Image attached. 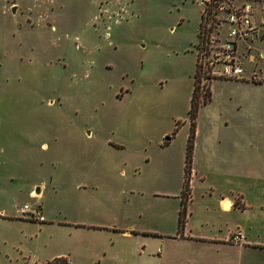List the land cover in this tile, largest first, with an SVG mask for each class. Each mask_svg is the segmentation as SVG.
<instances>
[{
    "label": "rangeland",
    "instance_id": "374dc122",
    "mask_svg": "<svg viewBox=\"0 0 264 264\" xmlns=\"http://www.w3.org/2000/svg\"><path fill=\"white\" fill-rule=\"evenodd\" d=\"M199 24L194 0H0V264H130L115 250L136 264H240L217 243L174 240ZM254 47L239 82L197 75L198 98L211 96L194 120L196 159L210 147L207 183L238 185L247 209L221 213L195 182L193 230L264 234V39ZM122 227L154 247L133 253Z\"/></svg>",
    "mask_w": 264,
    "mask_h": 264
},
{
    "label": "built area",
    "instance_id": "2783aa9c",
    "mask_svg": "<svg viewBox=\"0 0 264 264\" xmlns=\"http://www.w3.org/2000/svg\"><path fill=\"white\" fill-rule=\"evenodd\" d=\"M200 9V24L197 34L196 67L200 77L213 75L215 79L239 80L244 75L245 56L251 53L254 44L264 39V18L254 23L256 6L264 11V0H194ZM261 32L258 39V33ZM261 56H264L262 52ZM247 64H252L247 60ZM211 79V78H210ZM22 214L41 223L39 207L23 206ZM243 240L239 230L231 233L229 242L240 244Z\"/></svg>",
    "mask_w": 264,
    "mask_h": 264
},
{
    "label": "crops",
    "instance_id": "0c3cea01",
    "mask_svg": "<svg viewBox=\"0 0 264 264\" xmlns=\"http://www.w3.org/2000/svg\"><path fill=\"white\" fill-rule=\"evenodd\" d=\"M225 82H229V81H225ZM234 82H239V81H234ZM240 82H251L256 85L261 84V82H252V81H240ZM237 143L243 144L242 139H240V141H237ZM193 151L194 152H192L190 186L193 187L194 183L198 182L203 185L204 193H207V194L209 193L210 196L211 194H215V196L217 197V206L221 213L229 214L234 211L244 212L247 209L245 208V205H244L245 195L239 189L238 185L235 190H233L232 192H229V194L227 192L226 194L224 192H218V191L215 193L214 191L215 188H213L212 184L207 183V177L211 174L208 171L203 170L201 161H209V157L213 153L212 149H210L209 147V150H204L205 153L208 151L207 156H203L202 158H199V159H196L198 158L197 148L194 150V147H193ZM219 161L220 163H222L220 159ZM239 162H240L241 169L236 174V177L234 179L237 183L243 182V180L245 179L244 165H245V162H247V159H244L243 156H240ZM228 179L229 181H231V178L228 177ZM179 201H180V196H179ZM188 201H189L188 203L192 202L191 187H190V196H189ZM225 202H227L228 204V208L226 210H224L222 207V204ZM259 209L260 211L261 210L264 211V204H260ZM208 216L211 217L210 214ZM217 227L218 226L213 221V224L211 225H208V224L200 225L197 230H193L191 226L187 223V221H185L182 231L176 233L174 236L175 243H177L179 247L181 248L184 247V245L186 244L194 243L193 241L199 242V243L203 241L210 242V243H217L220 247L224 248V250L226 251L229 250L230 254L234 251L236 256H238L240 259L239 261L240 264H264V234L260 236L258 234H255V232L253 234H249V230L252 232L251 229L242 230L236 227V230H239L243 236L242 242L236 245V244H232L231 242H229V237L231 233H233L234 231L227 230L225 234H220V231L217 229ZM92 228L93 226L88 227V229H92ZM114 232H117V234H119L116 238H119L121 241L125 243H129L130 245L129 247L131 248V251L133 253H137L138 251L142 252L149 245H152V247H154V245L150 242L146 243V242L140 241V244H137V241L140 239H145L147 237L150 239L152 238L153 234H148L147 232H144L143 230L136 231V230H133L132 227H122L120 229H115ZM140 236H143V237H140ZM90 237H97V236L91 235ZM140 245H142L143 248L140 249L141 247ZM83 246H86V245H83ZM179 247H178V250H180ZM78 248L80 249V247ZM82 251L84 252L83 249ZM115 251H117L119 255L109 254L110 255L109 257L111 259L115 258L117 260H125L127 258L126 261L129 262L130 264L138 263V260H137L138 258L136 256L133 259H131V258H128L127 255H121L122 253L119 252L120 250H115ZM97 257L98 259H100L104 256L98 255ZM154 260H158V259L156 258ZM184 264H189V261Z\"/></svg>",
    "mask_w": 264,
    "mask_h": 264
},
{
    "label": "trees",
    "instance_id": "16d2710c",
    "mask_svg": "<svg viewBox=\"0 0 264 264\" xmlns=\"http://www.w3.org/2000/svg\"><path fill=\"white\" fill-rule=\"evenodd\" d=\"M195 74H194V81H193V89L192 94L190 98V108H189V115H190V135L186 147L185 152V159H184V167H183V184H182V190L180 193V206L178 210V218H177V229L178 232H181L185 221H186V203L189 200L190 196V174H191V161H192V152H193V139H194V133H195V118L197 111L199 109V106L202 104L210 101V90L206 89L205 95L201 98V100L198 98V89L196 84V78L198 75L197 67H195ZM225 81V80H222ZM255 82V81H252ZM208 83H210V79L208 78ZM199 99V100H198ZM42 264H69V262L64 257H58L54 258L50 261H47Z\"/></svg>",
    "mask_w": 264,
    "mask_h": 264
},
{
    "label": "bare ground",
    "instance_id": "6f19581e",
    "mask_svg": "<svg viewBox=\"0 0 264 264\" xmlns=\"http://www.w3.org/2000/svg\"><path fill=\"white\" fill-rule=\"evenodd\" d=\"M222 207H223L224 210H226V209L228 208V204H227V202L223 203V204H222Z\"/></svg>",
    "mask_w": 264,
    "mask_h": 264
},
{
    "label": "water",
    "instance_id": "95a60500",
    "mask_svg": "<svg viewBox=\"0 0 264 264\" xmlns=\"http://www.w3.org/2000/svg\"><path fill=\"white\" fill-rule=\"evenodd\" d=\"M261 32L262 31L260 30L259 33H258V39L260 38ZM35 194H38V190L35 191Z\"/></svg>",
    "mask_w": 264,
    "mask_h": 264
}]
</instances>
